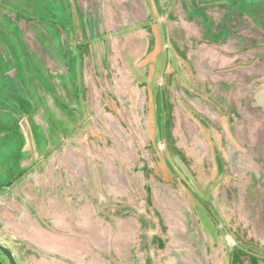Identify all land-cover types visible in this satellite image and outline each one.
Listing matches in <instances>:
<instances>
[{"label": "rangeland", "instance_id": "374dc122", "mask_svg": "<svg viewBox=\"0 0 264 264\" xmlns=\"http://www.w3.org/2000/svg\"><path fill=\"white\" fill-rule=\"evenodd\" d=\"M0 244L264 264V0H0Z\"/></svg>", "mask_w": 264, "mask_h": 264}, {"label": "water", "instance_id": "95a60500", "mask_svg": "<svg viewBox=\"0 0 264 264\" xmlns=\"http://www.w3.org/2000/svg\"><path fill=\"white\" fill-rule=\"evenodd\" d=\"M0 254H2L9 261L10 264H16L14 256L12 255L10 250L1 244H0Z\"/></svg>", "mask_w": 264, "mask_h": 264}, {"label": "crops", "instance_id": "0c3cea01", "mask_svg": "<svg viewBox=\"0 0 264 264\" xmlns=\"http://www.w3.org/2000/svg\"><path fill=\"white\" fill-rule=\"evenodd\" d=\"M16 149H17V150H16L17 152H18L19 150L22 151L23 147L20 146V145H17Z\"/></svg>", "mask_w": 264, "mask_h": 264}]
</instances>
